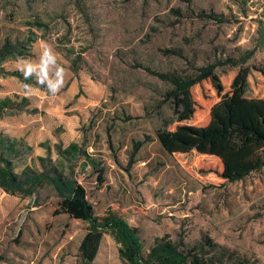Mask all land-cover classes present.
I'll list each match as a JSON object with an SVG mask.
<instances>
[{
    "label": "rangeland",
    "instance_id": "374dc122",
    "mask_svg": "<svg viewBox=\"0 0 264 264\" xmlns=\"http://www.w3.org/2000/svg\"><path fill=\"white\" fill-rule=\"evenodd\" d=\"M6 40L25 43L0 59V150L19 142L17 174L43 172L48 160L66 190L86 188L97 215L137 227L145 254L158 237L193 244L208 234L264 264V169L230 183L220 159L170 155L158 141L179 126H207L224 99L264 100V0H0V47ZM45 45L65 70L55 94L21 70L39 65ZM252 50L247 64L221 66L167 98L160 74L188 77ZM245 133L233 128L229 144L243 145ZM73 143L100 164L103 185L83 158L60 155ZM60 202L49 184L28 198L0 189V264H81L89 225L55 215ZM120 249L106 234L93 264H125Z\"/></svg>",
    "mask_w": 264,
    "mask_h": 264
},
{
    "label": "trees",
    "instance_id": "16d2710c",
    "mask_svg": "<svg viewBox=\"0 0 264 264\" xmlns=\"http://www.w3.org/2000/svg\"><path fill=\"white\" fill-rule=\"evenodd\" d=\"M46 30L43 24L36 26ZM39 36L31 32L29 42L38 41ZM23 42L13 43L6 40L0 47V59L19 52ZM247 51L240 59H229L202 66L196 73L182 77L178 74H160L162 81L170 90L167 98H175L188 92L197 84L213 77L215 71L224 65L241 67L254 56ZM150 71V70H148ZM239 128L247 134L246 142L240 147H232L228 135L233 128ZM158 141L167 154H189L193 151L201 155L213 156L221 160L223 178L230 183L240 182L264 169V100L257 98L234 97L216 103L211 110V119L207 126H179L174 132L158 136ZM60 155L68 162L84 159L98 175L101 185L105 182V172L79 144L73 143L67 148H59ZM20 155L19 142H7V148L0 150V189L11 196L31 197L44 184L54 186L61 198L55 215H67L73 220L87 223L89 229L83 238L79 255L81 264H93L106 234H111L121 245L120 256L125 264H255L241 257L230 248L220 245L208 234L203 235L193 244L183 240L173 241L165 235L155 239L149 252L144 246L137 227L131 226L126 219L117 216L100 217L94 204L88 197L86 188L78 185L73 190H66L62 184L64 174L56 167H49V161L41 159L43 172L27 167L22 173L15 171L12 160Z\"/></svg>",
    "mask_w": 264,
    "mask_h": 264
},
{
    "label": "clouds",
    "instance_id": "9594fccd",
    "mask_svg": "<svg viewBox=\"0 0 264 264\" xmlns=\"http://www.w3.org/2000/svg\"><path fill=\"white\" fill-rule=\"evenodd\" d=\"M54 69V77L50 78L49 72ZM25 79H28L35 72L39 83L47 84L48 90L55 94L62 86L65 70L57 63V54L49 45H45L39 65L25 64L21 69Z\"/></svg>",
    "mask_w": 264,
    "mask_h": 264
},
{
    "label": "crops",
    "instance_id": "0c3cea01",
    "mask_svg": "<svg viewBox=\"0 0 264 264\" xmlns=\"http://www.w3.org/2000/svg\"><path fill=\"white\" fill-rule=\"evenodd\" d=\"M88 165V164H87ZM88 166H90V165H88Z\"/></svg>",
    "mask_w": 264,
    "mask_h": 264
}]
</instances>
